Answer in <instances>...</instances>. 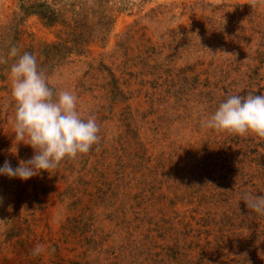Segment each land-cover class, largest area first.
Wrapping results in <instances>:
<instances>
[{
	"label": "rangeland",
	"instance_id": "1",
	"mask_svg": "<svg viewBox=\"0 0 264 264\" xmlns=\"http://www.w3.org/2000/svg\"><path fill=\"white\" fill-rule=\"evenodd\" d=\"M78 97L101 142L26 181L0 175V264H264V139L202 127L264 94V5L0 0V166L14 139L10 47ZM43 245L38 256L31 255Z\"/></svg>",
	"mask_w": 264,
	"mask_h": 264
},
{
	"label": "clouds",
	"instance_id": "2",
	"mask_svg": "<svg viewBox=\"0 0 264 264\" xmlns=\"http://www.w3.org/2000/svg\"><path fill=\"white\" fill-rule=\"evenodd\" d=\"M251 8L264 5V0H249ZM8 56L15 58L10 66L11 96L15 102L12 120L14 139L34 150L28 159H20L13 167L9 160L0 166V175L26 181L42 171L55 170L62 161L73 160L89 153L101 142L100 125L94 115L81 116L78 97L69 90L54 91L49 86L46 70L36 55L16 46ZM0 63L7 60L0 56ZM202 127L232 135H255L264 139V94H233L221 102ZM242 201L252 212L264 215V195L245 193ZM3 197H0V204ZM5 220H0L3 223ZM43 245H36L31 255L38 256Z\"/></svg>",
	"mask_w": 264,
	"mask_h": 264
}]
</instances>
